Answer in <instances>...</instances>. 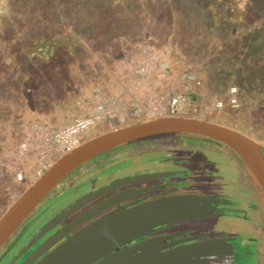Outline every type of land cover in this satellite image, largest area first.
<instances>
[{"label":"rangeland","instance_id":"obj_1","mask_svg":"<svg viewBox=\"0 0 264 264\" xmlns=\"http://www.w3.org/2000/svg\"><path fill=\"white\" fill-rule=\"evenodd\" d=\"M19 4L12 0H0V218L27 187H30L42 174L37 172L34 157L20 152L18 141L12 135V129L36 120L55 128L65 127L70 119L79 115L76 95L80 88L100 87L131 106H141L151 98L162 103L166 94L172 90L184 93L187 98L186 107L179 112H168L167 114L143 112L140 117H128L121 124L108 121L99 122L84 133L83 142L123 126L158 117L177 115L214 122L225 127H234L244 132L257 131L263 134L259 137L264 144V94L255 95L253 101L243 108L229 107L228 92L223 86L217 87L211 84L208 87L209 83L219 82L214 72L210 71V67L204 69L199 65H190L187 66L190 70H187L186 66L172 53V47L168 43L158 41L153 24L148 22L142 21L138 24L139 33L119 35L105 44L93 39L80 38L73 58L59 63L58 66L49 65L37 69L26 66L23 53L30 49L36 36L43 34L36 29L32 30L27 26H25L27 28H20L17 25L20 19H24L14 14ZM60 20V23H64L62 18ZM22 22L25 23L24 20ZM66 25L67 27L61 28L62 35L73 32V27ZM10 29H14L16 37L9 42L8 37H13V34L9 33ZM19 30L21 32L18 34ZM156 56L167 61L169 70L159 73L154 84L135 73V63ZM123 59L127 62L124 65L120 63ZM182 72L192 73L200 84L195 86L191 83H181L178 78ZM236 96L238 98V88ZM213 97L222 99L225 107L214 108L211 104ZM177 139L213 142L211 139L194 135L163 134L132 141L110 150L114 152L129 145L142 144L151 146L153 150L149 152L152 153ZM110 150L108 152H111ZM141 155L142 158L138 161L149 157V154L145 157H143L144 153ZM98 156L101 157V155ZM96 159L94 157L88 160L61 179L17 227L9 239L17 234L21 227L23 229L26 221L28 222L25 226L28 227L30 223V228L33 227L31 221L39 211L44 210L45 216L77 194L79 186L77 181L85 177L84 169ZM110 170H115V166ZM222 170L229 177L228 179L233 177V180L242 186L246 184L245 173L239 166L225 160ZM19 171L23 173L22 180H17L16 174ZM238 188L240 187L233 188L234 196L237 195L236 192L241 193L237 190ZM253 194L257 196V200L255 199L257 207L253 215L262 222L264 221L262 200L256 191ZM41 220L42 217H39L38 223ZM261 227L264 228V222ZM5 244L1 245L0 251L6 246Z\"/></svg>","mask_w":264,"mask_h":264},{"label":"water","instance_id":"obj_2","mask_svg":"<svg viewBox=\"0 0 264 264\" xmlns=\"http://www.w3.org/2000/svg\"><path fill=\"white\" fill-rule=\"evenodd\" d=\"M174 133L199 135L224 143L240 157L264 191V156L260 146L252 139L214 122L177 115L158 117L95 136L59 157L1 216L0 247L47 193L83 163L132 141ZM110 190L107 187L103 192L82 196L64 208L61 205L51 210L45 216L44 210L39 211L31 221L34 226L30 228L29 223L27 228L30 229L15 240H28L21 251V254H25L23 258L11 260L9 254L0 264H15L20 260V264H201V256L205 253L204 243L165 249L161 237L147 236L160 224L205 215L214 199L193 194H173L143 202L119 204V200L126 196L111 201L112 195L92 203ZM89 204L87 209L75 215ZM112 204L117 205L90 219ZM39 217L42 220L38 223ZM62 221L66 223L58 231L28 252L37 239ZM134 240L136 242L132 243Z\"/></svg>","mask_w":264,"mask_h":264},{"label":"flooded vegetation","instance_id":"obj_3","mask_svg":"<svg viewBox=\"0 0 264 264\" xmlns=\"http://www.w3.org/2000/svg\"><path fill=\"white\" fill-rule=\"evenodd\" d=\"M237 107L245 106L238 100ZM228 128L256 142L264 156V144L259 137L263 135L262 133ZM211 140L213 142L177 139L152 153L149 152L153 150L151 146L142 144L129 145L114 152L111 150L108 152V150L100 154L101 157L96 156V161L84 169L85 177L77 181L79 185L77 194L61 208L82 196L103 192L107 187L111 190L92 203L112 195L111 201H117L126 196L119 200V204L143 202L173 194L207 196L214 200L209 204L205 215L160 224L155 226L147 237H161L165 249L204 243L205 255L201 256V264H264V228L261 227L264 221L261 222L257 216L253 215L257 207L255 203L257 196L253 193L256 191L260 196L264 210V191L231 148L218 140ZM143 153V157L146 154H149V157L138 161ZM225 160L244 171L246 181V184H243L244 187L233 180V177L228 179L229 177L224 174L222 164ZM113 166L115 170L111 171ZM238 186L240 188L237 190L241 193L235 191L237 195L234 196L233 188ZM243 192L246 193L243 194ZM116 205L112 204L90 219L109 211ZM89 206L90 204L81 208L75 215ZM27 222L23 229L21 227L22 230L20 229L11 239L8 238L9 240L4 242L6 246L0 251V262L9 254H11V260L16 257L23 258L25 254H21V251L28 240L23 242L19 239L15 242V240L27 230L25 226ZM65 223L66 221H62L43 237L37 239L28 248V252L50 234L58 231ZM61 241L62 239L56 243ZM14 242V246L10 247ZM134 242L136 240L132 243ZM20 261H15V264H20Z\"/></svg>","mask_w":264,"mask_h":264},{"label":"trees","instance_id":"obj_4","mask_svg":"<svg viewBox=\"0 0 264 264\" xmlns=\"http://www.w3.org/2000/svg\"><path fill=\"white\" fill-rule=\"evenodd\" d=\"M12 1L20 3L13 13L24 17L17 25L43 34L23 53L28 67L58 66L73 58L80 38L105 44L119 35L139 33L137 26L144 21L153 24L158 41L168 43L187 70L190 65L210 67L219 82L208 87L215 84L228 92L235 85L244 106L264 94V0ZM66 24L73 32L62 35ZM10 31L9 42L16 37L14 29Z\"/></svg>","mask_w":264,"mask_h":264},{"label":"built area","instance_id":"obj_5","mask_svg":"<svg viewBox=\"0 0 264 264\" xmlns=\"http://www.w3.org/2000/svg\"><path fill=\"white\" fill-rule=\"evenodd\" d=\"M126 64V60H121ZM167 61L159 56L146 61L135 63V73L150 82L156 83L159 73L168 72ZM178 80L181 83L199 85V80L190 72H182ZM237 88L228 89L227 104L235 108L238 106ZM187 98L184 93L170 91L162 103L147 99L141 106H131L100 87L80 88L76 95L78 116L70 119L65 127L55 128L39 120L19 125L12 129V135L18 141L22 154L34 157L37 172L44 173L63 154L71 151L83 143L84 133L93 125L108 121L110 123H124L128 117H140L143 112L167 114L179 112L186 107ZM216 109L224 106V101L217 97L211 99ZM17 180H22L21 171L16 174Z\"/></svg>","mask_w":264,"mask_h":264}]
</instances>
